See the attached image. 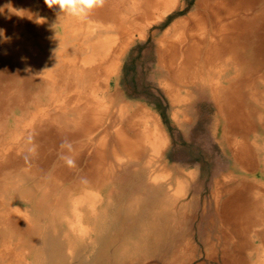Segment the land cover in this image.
<instances>
[{
  "label": "bare ground",
  "instance_id": "1",
  "mask_svg": "<svg viewBox=\"0 0 264 264\" xmlns=\"http://www.w3.org/2000/svg\"><path fill=\"white\" fill-rule=\"evenodd\" d=\"M181 1L104 0L86 20L59 17L53 8L52 16L63 21L54 28H61L57 37L47 23L28 18L41 14L30 0H18V9L28 10L32 39L53 50L35 65L39 52L20 30L5 29L0 0V29L8 38L0 39V264H70L87 251L97 255L94 264H191L199 251L209 264H264V184L235 177L240 164L263 178L264 171L247 160L249 144L233 139L264 136V0H197L158 46L156 73L174 94L173 104L212 100L215 131L232 150L234 164L196 241L191 227L197 204L181 203L192 174L158 162L164 145L158 121L124 105L115 115L118 98L100 97L135 33L184 9ZM40 64H49V71ZM17 78L21 94L44 78L49 105L27 108L24 99L21 115L12 117ZM65 140L74 147L72 168L62 159ZM258 142L260 137L254 144L263 157ZM151 195L156 204H144ZM113 202L128 225L126 235L111 241L116 249L109 250L108 262L98 247L114 222Z\"/></svg>",
  "mask_w": 264,
  "mask_h": 264
},
{
  "label": "rangeland",
  "instance_id": "2",
  "mask_svg": "<svg viewBox=\"0 0 264 264\" xmlns=\"http://www.w3.org/2000/svg\"><path fill=\"white\" fill-rule=\"evenodd\" d=\"M196 1L197 0H182L181 4H186L184 9L179 7L164 16V19L158 24L146 28L143 31L144 33H135L130 44L123 50V53L118 58L116 69L109 77L110 84L108 89L105 93H100V97L108 102L110 100L115 102L116 98L121 101L118 102L117 100V109L114 110L115 115L118 107L124 105L130 108V110H145L158 121L164 143L161 148L162 151L160 152L161 154L158 158V162L162 165H167V167L169 166L170 169H178L184 172V175L192 174L191 186L187 187V189H183L181 203L188 204L189 202H195V204H197L195 206L197 208L193 210V216L195 217H193L191 227V233L195 241L197 240L199 229L203 226V221L212 210L214 205L213 199H215L216 192L222 190L220 185L224 182L225 178L229 176L230 167L234 164L232 160V150L226 148L225 144H223L222 140L217 136L219 130L215 131L216 108L212 100L187 99L189 102L186 103V106L182 104L175 105L171 99V96H174V94L171 95L167 91V87L165 86L166 82L162 78H159L156 72L158 70L157 50L159 43L173 24L188 15ZM1 2L4 3V10L1 14L5 19L2 22L5 25V29L9 28L16 32L20 30L22 37L28 39L32 48L39 52L38 58H34L37 56L33 57L36 59L35 65H37L36 61L38 59L40 63L43 64L45 61L44 56L51 54L53 50L52 48L41 47L38 42L32 39L31 34L33 32L29 29V21L26 20L24 17L25 13L23 12H28V10L25 8H21L23 11L19 10L17 7L18 0H1ZM30 2L36 8L35 10L41 13L40 16L46 18V23L51 31L54 32V28L63 25L62 19H57L58 17H56L58 14L52 16L50 9L40 0H30ZM18 19H21L20 25ZM58 30L59 31L55 30L54 32L60 35L57 37L63 36L61 28ZM41 38L44 40V37ZM57 40L60 42V39ZM49 67V64L43 65L42 69L49 71ZM19 68L21 69L22 67L17 64L16 69ZM6 75L10 76L9 74ZM43 79L44 78H36L35 80L38 82L36 86H29L27 83L28 92L22 94L19 93V91L17 92L14 88H18V78L14 80L10 97V99L14 98L10 104L12 117L21 115V113H18V103L20 104L24 99L28 102L25 105L27 108H31L35 102L42 107L47 106L50 93L46 88H42L43 85L41 84ZM0 81H3L1 77ZM5 83H3V85H5ZM1 87L5 88V86ZM181 94L185 96L184 90L181 91ZM140 128V130L143 131V127ZM258 137L262 140V142H258V144L260 148L264 149V136H259L258 133L253 134L250 138L244 139L238 136L233 139H238L239 142L249 144L252 151L251 158H253V161H251L252 166L255 168L259 166L261 170L264 171V156L262 157L258 153L257 145L254 144ZM132 140L133 142L137 141L134 137H132ZM164 146L166 147L164 148ZM123 158L126 159V157ZM140 165V162L135 163L136 167H140ZM238 168L241 170L239 169L235 177H240L252 184H264V178L260 173L257 174L256 172L250 171L242 164H240ZM118 177L120 178V175H118ZM185 177L186 176H182L180 180L184 182ZM119 178L118 180L116 179V183L114 181V184L116 187L120 188L121 180H119ZM114 190L121 191V189ZM126 194L127 192L125 195ZM100 196H103V194L100 193ZM143 203L146 205L156 204V196L151 195L147 197L143 200ZM119 204L117 205L115 202L111 204L110 209L113 213L116 212L114 215L115 219L112 225L108 226V232L102 236L98 247L99 249L101 248L100 250L105 251L107 259L109 256L108 262H110L112 257V252L109 250L114 252L116 249L115 246L113 247V245H111L114 236H116L117 233H122V235H126L127 233L128 218L125 216V212L120 210L121 205ZM118 210H120L121 213H118ZM89 252L90 251L85 252L70 264H94L97 255H91ZM202 253L203 251H199L191 264H209L204 260V253ZM213 264H215V262Z\"/></svg>",
  "mask_w": 264,
  "mask_h": 264
},
{
  "label": "clouds",
  "instance_id": "3",
  "mask_svg": "<svg viewBox=\"0 0 264 264\" xmlns=\"http://www.w3.org/2000/svg\"><path fill=\"white\" fill-rule=\"evenodd\" d=\"M49 9L58 8L60 15H67L80 20H86L97 8L103 7L104 0H44ZM58 17V19H59ZM28 18L37 25L46 23V18L39 14L29 13ZM0 39L7 40L4 31L0 29ZM61 148L67 150V154L62 155V159L69 168L76 166V161L71 155L74 147L71 141L65 140Z\"/></svg>",
  "mask_w": 264,
  "mask_h": 264
},
{
  "label": "crops",
  "instance_id": "4",
  "mask_svg": "<svg viewBox=\"0 0 264 264\" xmlns=\"http://www.w3.org/2000/svg\"><path fill=\"white\" fill-rule=\"evenodd\" d=\"M251 154L247 157V160H249L250 161V163H251V161H253V158H251Z\"/></svg>",
  "mask_w": 264,
  "mask_h": 264
}]
</instances>
